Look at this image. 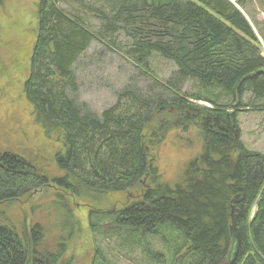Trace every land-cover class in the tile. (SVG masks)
<instances>
[{
	"label": "trees",
	"instance_id": "1",
	"mask_svg": "<svg viewBox=\"0 0 264 264\" xmlns=\"http://www.w3.org/2000/svg\"><path fill=\"white\" fill-rule=\"evenodd\" d=\"M249 1L40 0L38 5L24 91L36 124L47 135L56 134L64 149L55 157L59 176L51 182L77 199L134 196L121 210L99 214L91 227L107 235L104 226H110L120 239L135 240L154 264H225L233 206L241 235L234 264H264V155L242 142L238 121L242 112H264L259 39L264 28L248 16ZM94 42H120L145 73L154 57L176 70L164 82L154 79L149 93L123 88L115 103L96 115L78 101L76 75ZM189 81L194 90L183 92ZM172 110L176 114L169 118ZM189 125L202 132L203 152L170 186L162 182L152 151L170 127ZM49 182L25 157L0 152V205ZM42 240L39 225L20 236L0 222V264H71L64 259L65 244L42 251Z\"/></svg>",
	"mask_w": 264,
	"mask_h": 264
},
{
	"label": "rangeland",
	"instance_id": "2",
	"mask_svg": "<svg viewBox=\"0 0 264 264\" xmlns=\"http://www.w3.org/2000/svg\"><path fill=\"white\" fill-rule=\"evenodd\" d=\"M39 3L40 0L0 3V152L9 151L25 157L50 182L30 196L0 205V222L14 227L20 236H29L33 226H41L40 250L52 252L59 243L65 244L64 259L71 264H99V259L103 264H154L142 248L135 245V240L120 239L112 234L110 226H104L107 235L93 233L91 227V222L101 218L99 214L121 210L134 196L129 200L124 194L104 195L95 200L77 199L51 182L59 176L55 157L64 149L56 134L47 135L36 124L34 106L24 91L37 35ZM246 12L264 28L261 0H250ZM259 39L264 49V38ZM121 48L120 42H94L78 65V101L85 103L96 115L112 106L116 93L123 88L133 86L149 93L154 79L164 82L176 70L173 63L154 57L143 67L145 73ZM193 85V81H189L181 89L191 92ZM199 104L210 107L209 103ZM175 114L174 110L168 111L169 118ZM238 121L242 142L248 149L264 155V112H242ZM203 144V134L196 125L170 127L164 142L152 151V161L154 156L162 182L175 186L189 163L202 154ZM152 248L162 252L158 246ZM167 259L164 258L165 263Z\"/></svg>",
	"mask_w": 264,
	"mask_h": 264
},
{
	"label": "water",
	"instance_id": "3",
	"mask_svg": "<svg viewBox=\"0 0 264 264\" xmlns=\"http://www.w3.org/2000/svg\"><path fill=\"white\" fill-rule=\"evenodd\" d=\"M242 196H238L234 204L240 203ZM239 210L233 206L231 213L230 237L232 240L231 250L229 252L228 260L225 264H234L238 258L241 246V235L238 229Z\"/></svg>",
	"mask_w": 264,
	"mask_h": 264
}]
</instances>
